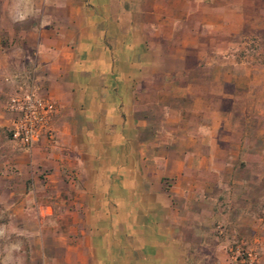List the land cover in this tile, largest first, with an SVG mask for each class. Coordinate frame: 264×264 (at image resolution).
Segmentation results:
<instances>
[{"label": "crops", "instance_id": "obj_1", "mask_svg": "<svg viewBox=\"0 0 264 264\" xmlns=\"http://www.w3.org/2000/svg\"><path fill=\"white\" fill-rule=\"evenodd\" d=\"M10 3L1 166L24 189L7 213L38 263L223 264L239 239L264 264V173H239L252 151L264 166V66L223 61L228 38L255 37L264 0ZM29 84L54 104L53 131L21 149L7 103Z\"/></svg>", "mask_w": 264, "mask_h": 264}, {"label": "rangeland", "instance_id": "obj_2", "mask_svg": "<svg viewBox=\"0 0 264 264\" xmlns=\"http://www.w3.org/2000/svg\"><path fill=\"white\" fill-rule=\"evenodd\" d=\"M15 12L10 0H0V46L2 48L9 46V39L6 35L7 31L13 28L18 29V26L10 22V15ZM258 25L259 28L255 30V37L228 38V42H224L227 48L223 52V61L234 60L258 67L264 66V22L258 23ZM3 140H5V143L0 147V264H39V248L28 244L27 236L21 230L20 220L14 217L13 219L9 218L14 215L7 213L8 207L12 208L23 205L21 198L8 196L9 191L24 189L19 187L18 181L7 178L6 175L8 174L9 168L1 166L3 160L7 159L8 151L12 145L7 142V135ZM260 156V150L252 151L249 155H244L239 160V173L241 175L264 173V166L256 161ZM29 204L33 206L32 202ZM9 221L11 222L9 223ZM236 248L254 254L255 261L260 254L259 249L242 243L238 239L235 243L224 247L227 263L224 262L223 264H240L238 260L229 262L228 259ZM31 259L35 261H31Z\"/></svg>", "mask_w": 264, "mask_h": 264}, {"label": "built area", "instance_id": "obj_3", "mask_svg": "<svg viewBox=\"0 0 264 264\" xmlns=\"http://www.w3.org/2000/svg\"><path fill=\"white\" fill-rule=\"evenodd\" d=\"M12 116L8 123L9 139L18 148H29L40 138H51L52 101L39 93L38 87L29 84L11 96L7 103ZM229 262L240 264L255 262L254 254L236 248L229 256Z\"/></svg>", "mask_w": 264, "mask_h": 264}, {"label": "trees", "instance_id": "obj_4", "mask_svg": "<svg viewBox=\"0 0 264 264\" xmlns=\"http://www.w3.org/2000/svg\"><path fill=\"white\" fill-rule=\"evenodd\" d=\"M13 30H15V29L13 28Z\"/></svg>", "mask_w": 264, "mask_h": 264}]
</instances>
